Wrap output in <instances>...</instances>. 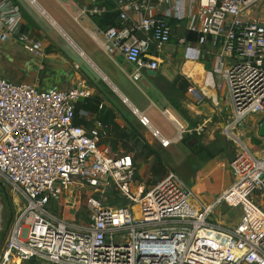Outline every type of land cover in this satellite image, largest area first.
I'll use <instances>...</instances> for the list:
<instances>
[{
    "label": "built area",
    "instance_id": "obj_1",
    "mask_svg": "<svg viewBox=\"0 0 264 264\" xmlns=\"http://www.w3.org/2000/svg\"><path fill=\"white\" fill-rule=\"evenodd\" d=\"M100 1L82 13L102 15L108 4L118 13V20L101 31L103 50L122 54L133 65L134 79L143 70H156L173 34L169 16L182 22L187 17L182 8L167 9L169 0ZM261 2L198 0L194 22L187 26L222 40L229 64L218 61L215 71L231 107L225 131L238 143L229 163L232 184L202 207L193 204L190 187L172 170L149 189L137 184L132 154L106 143L108 124L98 118L92 126L74 123L76 103L94 94L86 79L68 89H40L4 78L0 64V183L16 205L0 264H264V155L257 156L232 131L251 114L264 118ZM2 38L16 40L35 56L45 54L44 41L23 29L14 0H0ZM135 111L149 127L148 116ZM202 130L199 124L185 131ZM159 139L165 147L171 143ZM223 202L241 207L232 226L210 220ZM57 210H73L72 219Z\"/></svg>",
    "mask_w": 264,
    "mask_h": 264
},
{
    "label": "crops",
    "instance_id": "obj_2",
    "mask_svg": "<svg viewBox=\"0 0 264 264\" xmlns=\"http://www.w3.org/2000/svg\"><path fill=\"white\" fill-rule=\"evenodd\" d=\"M14 1L22 11L23 29L32 36L42 39L46 45V51L43 57H38L27 52L16 40L0 39L2 76L13 82L27 83L38 88L45 84L47 86L55 84L59 87L58 89L75 87L80 78L86 79L94 94L76 103L74 123L92 126L96 118H101L102 122H104L102 119H105L108 123H104L111 127L106 143L112 147L113 151L127 152L133 157L136 156L133 153L135 151L128 147L129 144L132 146L135 142V137L130 138V136L133 137L130 134L131 131L137 138L147 141L159 155L162 150H170L172 145L184 142L183 139L186 136L195 134L185 130L201 124L202 121L209 122L214 118L224 117L226 121L229 119L227 125L230 122L231 107L228 90L218 85V75L215 71L218 61L224 62V66L229 64V59L223 57L222 40L218 37L204 36L199 32L189 31L187 28L189 23L194 22L198 0H169L167 2V9L172 11L174 7L180 6L187 17L177 23L174 17L169 16L173 25V34L171 40L163 46L159 53L160 64L156 69L157 74L153 76L148 74L147 70H143L138 79L131 76L133 65L122 54L106 53L99 41L103 39L101 31L106 28L105 26L118 20V13L113 9L112 4H108L109 10L102 15L90 16L83 14L82 9L100 4L102 1ZM181 37L186 38L185 44L179 43ZM81 63L85 64L86 70L82 69ZM135 81H141V85ZM169 82L174 83L176 89L181 88L182 90L172 94L179 102L180 108L173 105L167 96ZM134 85L138 87L137 90L135 88L126 89L128 94L137 95L140 89L145 98L135 97V104L129 98L131 105L128 106L122 100L115 103L103 90L105 86L115 96L117 94L115 91H117L118 98L121 99L120 95L124 94L118 91L119 87L125 89L134 87ZM101 104L102 107H100ZM123 104L127 106L126 109L140 106L143 114L148 115V118L154 119L155 122H157V114L163 116L168 126H171L175 132L170 131L168 126L158 129L155 124H152L151 119L150 126L142 125L140 131L133 124L122 120ZM97 105L98 109H96ZM165 110L180 121L185 129L179 130L175 120ZM129 111L127 110V113ZM261 119L262 116L258 119L259 124ZM154 130L158 131V136L154 135ZM183 133L188 134L183 137ZM159 137L170 139L171 143L165 147L161 144ZM195 138L198 136L188 138L186 142L188 145L183 147V151L188 156L195 154L196 158L204 163L210 161L203 164L202 176L204 178L199 182L204 180L208 182L213 178L215 182V187L212 189L209 187L210 192L206 197L196 193L197 185L189 186L192 191L193 204L202 207L212 204L223 190L232 184L233 174L226 159L217 156L218 151H213L217 152L216 155L208 158L206 150L202 149V146H207L206 144L194 145V141L190 143V140ZM214 145L213 143L212 149ZM150 157L153 159L154 155ZM142 166L138 168L141 177ZM199 182L198 186L201 184ZM228 207L229 205L224 206L219 210L216 209L217 211L214 209L212 214L216 211L220 216L225 215L229 210ZM218 222L224 223L223 220Z\"/></svg>",
    "mask_w": 264,
    "mask_h": 264
},
{
    "label": "rangeland",
    "instance_id": "obj_3",
    "mask_svg": "<svg viewBox=\"0 0 264 264\" xmlns=\"http://www.w3.org/2000/svg\"><path fill=\"white\" fill-rule=\"evenodd\" d=\"M258 8H259L258 15H260L262 20L264 21V0H262ZM81 67L82 69H85V70L87 69L84 63H81ZM1 73H2V68H1ZM135 82L141 85V81H135ZM100 85H103V84H100ZM49 88L58 89L59 87L56 86L55 84H52L50 86H47L45 84L43 87L40 86V89H49ZM103 88H104L103 90L106 91V93L110 95L111 99L115 103H119L122 100V102L124 104H127V106L129 104L131 105L129 98L133 101L134 104H135L134 102L135 97L143 96V98H145L144 95H142L140 89L137 91V95L131 96L130 94H128L126 89L135 88V90H137L138 87L135 85L134 87H126L125 89L122 87H119L118 91L124 94L123 96L120 95L121 99L118 98L119 94L117 91L115 92L118 95L114 92L117 96L116 97L108 88H106L105 86H103ZM128 91L130 93H133L130 90ZM225 99L227 100L228 98H225ZM124 104L122 106L124 107V110H123L124 112L122 111V114H123L122 120L133 124L137 129L141 131L142 127L145 125L141 123L138 113L135 111V109H137L140 113H143V111L141 110V107L138 106L139 107L138 108L137 106H133V107H130L131 109L130 108L126 109L127 106ZM127 110H130L129 113H127ZM227 114H229L228 110H227ZM147 116L148 115H146V117ZM260 116L261 115L256 114V113L251 114L247 116L246 118H244L241 124H239L236 128H232V131L238 135L239 139L243 143L247 144L249 148L252 150V152H254L257 156L264 155V136H261L259 134V120L258 119ZM224 119H225L224 117H220L217 119L214 118L213 121L200 122L203 126V130L201 131L200 134L197 133L196 135H198V138H195L192 141L190 140V143H192L193 141L195 142L194 145H200V144L208 145V144L214 143L215 145L213 146L212 152L218 151L219 154L217 156H219L220 158H225L227 161V164H229L231 160L235 157L238 151V143L234 139H231L228 137L225 131L226 130L225 128L227 126V122L229 119L227 121ZM156 121L157 122H155L154 119H151L152 124L153 125L155 124L158 129H162L165 126H168L165 118L163 116H159V114H157ZM168 128L170 131L173 130V132H175L171 126H168ZM187 134L188 133H183V137H185ZM188 140L172 145L170 150L169 149L162 150V152L159 154L162 160L161 163L159 161L157 162L156 159L154 158L152 159L150 155L143 157V155L140 154L139 156H137V154H139L138 148H140V146L136 145L135 147L134 143L132 146H130L129 144L128 147L135 151L133 153H134V156L136 155L137 157L136 167L137 166L138 167L136 170H138V168H140L143 165L142 166L143 169L141 171L142 177L139 175V171H138V176L135 178L136 183L137 184L145 183L146 188L149 189L150 187H152L153 184L155 185V183L158 180L164 177L167 172L172 170L176 172V174L181 178V180L187 186H192L193 184L197 185L196 193L199 195H202L203 197H206L210 192L209 187L211 189L215 187L214 178L213 180L210 179L208 182H206L205 180L201 182L199 181L202 178H204L202 176L204 172L203 167H202L203 164H206L210 161H207L204 163L202 160L197 159L195 154H193V156L192 155L188 156L187 153L183 151L184 150L183 147H185V145H188V143H186ZM216 153L214 155H216ZM155 166H161V167L154 171ZM163 168L165 169L164 171L165 173L162 172ZM198 182L201 183L199 186H198ZM119 203H125V202L122 201ZM227 205H229L228 212L225 215H221V216L218 215L216 212L217 211L216 209L219 210V208H223L224 206H227ZM15 208H16V205H15ZM80 210H81V213L86 211V207L83 204V201H82V207ZM215 210L216 211L214 214H212V216L210 217V220L216 223H220L218 221L223 220L224 223H221V224L230 225V226L236 224V222L239 221L241 217V213H242L240 205H233L227 202H223L219 204L215 208ZM56 213L62 217L72 219V215L74 211L71 210L69 211V213H67L66 211L61 212L57 210ZM7 218H8V213L3 204L2 196L0 195V234L4 229ZM8 233H9V230L5 234L4 238L0 240V253H1L3 246L6 243Z\"/></svg>",
    "mask_w": 264,
    "mask_h": 264
},
{
    "label": "trees",
    "instance_id": "obj_4",
    "mask_svg": "<svg viewBox=\"0 0 264 264\" xmlns=\"http://www.w3.org/2000/svg\"><path fill=\"white\" fill-rule=\"evenodd\" d=\"M111 24H114V22H110ZM108 24V25H111V24ZM107 25V26H108ZM105 26V27H107ZM181 88H175V84L172 83V82H169V89L166 91L167 92V96L170 100V102L175 105L176 107L180 108V104L179 102L175 99V97L172 96L173 93H176V92H181ZM98 109V105H97V108ZM77 111V109H76ZM100 118V117H99ZM112 118H114V116H112ZM101 119V118H100ZM264 118L261 119V121L263 120ZM104 122H107L105 119H102ZM108 123V122H107ZM133 137L130 136V138H134L135 139V147L136 145H139L140 148H138L139 150V154H137V156H139L140 154L143 155V157L147 156V155H154V159H156V161L160 162L161 163V158L160 156L155 152V150L152 148V146L145 140H141V138H137L136 135L133 133V131H131L130 133ZM192 136H198L193 134V135H189V137H185L183 140L186 141L188 140V138H191ZM202 149L206 150L207 152V157L210 158L212 157L216 152H212V144L211 145H207V146H202ZM135 159V166L137 164L136 162V159L137 157L135 156L134 157ZM138 167V166H137ZM136 167V169H137ZM161 166H155L154 167V171L156 169H159ZM165 169L163 168L162 172H164ZM165 173V172H164ZM138 176V170H136V175L135 177ZM0 195L2 196V200H3V204L7 210V213H8V218H7V221L5 223V226H4V229L3 231L1 232L0 234V240L4 238L5 234L8 232V230L10 231L11 229V226L13 224V222L15 221V218H16V208H15V204H14V200H13V197L9 191V189L7 187H5L3 184L0 183ZM86 203V198L83 197V204L85 205ZM23 264H35L34 261H28V262H25Z\"/></svg>",
    "mask_w": 264,
    "mask_h": 264
},
{
    "label": "water",
    "instance_id": "obj_5",
    "mask_svg": "<svg viewBox=\"0 0 264 264\" xmlns=\"http://www.w3.org/2000/svg\"><path fill=\"white\" fill-rule=\"evenodd\" d=\"M147 73L154 76V75L157 74V70H150V69H148L147 70ZM259 134L261 136H264V119L259 124Z\"/></svg>",
    "mask_w": 264,
    "mask_h": 264
},
{
    "label": "bare ground",
    "instance_id": "obj_6",
    "mask_svg": "<svg viewBox=\"0 0 264 264\" xmlns=\"http://www.w3.org/2000/svg\"><path fill=\"white\" fill-rule=\"evenodd\" d=\"M134 210L137 212V215H139V214H138V206H135V207H134Z\"/></svg>",
    "mask_w": 264,
    "mask_h": 264
}]
</instances>
